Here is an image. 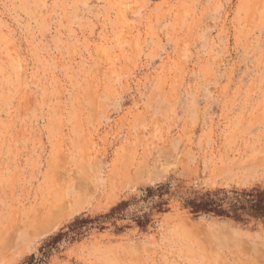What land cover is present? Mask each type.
Segmentation results:
<instances>
[{
	"label": "rangeland",
	"instance_id": "1",
	"mask_svg": "<svg viewBox=\"0 0 264 264\" xmlns=\"http://www.w3.org/2000/svg\"><path fill=\"white\" fill-rule=\"evenodd\" d=\"M0 264H264V0H0Z\"/></svg>",
	"mask_w": 264,
	"mask_h": 264
}]
</instances>
